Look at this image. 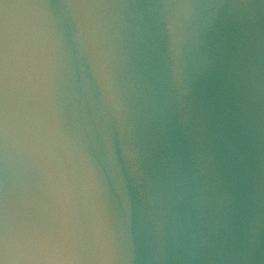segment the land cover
Here are the masks:
<instances>
[{"label":"water","instance_id":"95a60500","mask_svg":"<svg viewBox=\"0 0 264 264\" xmlns=\"http://www.w3.org/2000/svg\"><path fill=\"white\" fill-rule=\"evenodd\" d=\"M0 264H264V0H0Z\"/></svg>","mask_w":264,"mask_h":264}]
</instances>
